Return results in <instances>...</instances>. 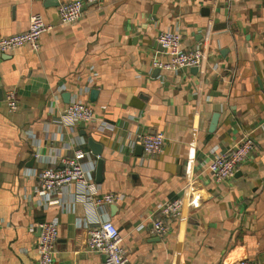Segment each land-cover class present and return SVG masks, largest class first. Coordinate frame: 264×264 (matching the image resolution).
<instances>
[{"label":"crops","instance_id":"crops-1","mask_svg":"<svg viewBox=\"0 0 264 264\" xmlns=\"http://www.w3.org/2000/svg\"><path fill=\"white\" fill-rule=\"evenodd\" d=\"M74 1L0 0V39L25 32L35 14L52 26L38 52L0 55V264H38L37 226L51 221L59 223L55 264H104L88 249V225L104 219L121 234L126 264H264V0H79L84 17L63 25L58 9ZM165 31L179 32L184 50L202 49L206 64L154 68L165 59L157 44ZM67 93L112 130L57 122ZM244 133L254 138L253 159L214 183L209 163ZM139 134H163L162 152L132 148ZM78 150L96 170L103 160L98 196L121 201L96 205L75 185L46 201L39 174ZM175 199L182 216L166 237L152 236L154 213Z\"/></svg>","mask_w":264,"mask_h":264},{"label":"built area","instance_id":"built-area-1","mask_svg":"<svg viewBox=\"0 0 264 264\" xmlns=\"http://www.w3.org/2000/svg\"><path fill=\"white\" fill-rule=\"evenodd\" d=\"M103 0H86L89 5H100ZM84 1L62 3L58 9V17L64 25L78 23L84 17ZM52 30L41 15H32L29 27L25 32L0 39V55L27 48L33 52L40 50L41 37ZM157 44L162 48L165 59H155L153 67L162 71L179 73L188 68L203 67L207 55L200 49L184 50L182 37L179 32H161ZM7 108L14 113L18 108L15 92H9L6 98ZM57 122L65 126L90 125L99 122L100 129L104 132L111 131L112 126L101 121L95 114L90 103L74 100L60 112ZM166 138L163 134H139L132 142V148L140 145L145 155L151 157L162 152ZM255 148L254 138L249 133H244L235 145L222 154H216L208 165L214 183L225 184L234 179L238 168L253 159ZM89 154L78 150L73 157L64 159L60 168L48 167L39 174V190L49 201L50 198L62 189L75 185L77 194L85 200H91L96 205H112L122 200L117 194L98 196L94 174L96 163L85 162ZM38 157V156H37ZM184 203L182 199L165 202L155 213L151 222L149 233L152 236L164 238L169 234V221L182 216ZM40 235L37 243L38 264H55V244L59 235V223L56 221L43 222L38 226ZM144 226L138 228L143 230ZM119 230L110 219L88 225V249L91 253L105 256L104 264H126L127 251L122 244ZM237 264H257L255 261L243 260Z\"/></svg>","mask_w":264,"mask_h":264},{"label":"water","instance_id":"water-1","mask_svg":"<svg viewBox=\"0 0 264 264\" xmlns=\"http://www.w3.org/2000/svg\"><path fill=\"white\" fill-rule=\"evenodd\" d=\"M98 92H99L98 90H93L91 92L92 102H95V99L98 96ZM64 100H65L66 103L70 104L71 95L69 93L65 94L64 95ZM217 116L218 115H215L213 120H212L211 131H213L216 128ZM89 143H90V147L92 148L93 153L96 154V155H100L101 151L99 150V147H98L99 145L94 143L93 139H90ZM139 149L143 150L142 147H140ZM103 170H104V163H103V160L100 159L98 161L97 170H96V181H97V183H102V181H103ZM112 209H114V207H112Z\"/></svg>","mask_w":264,"mask_h":264}]
</instances>
